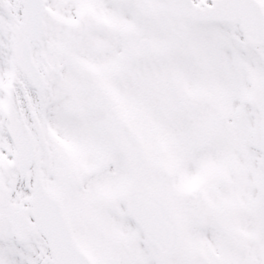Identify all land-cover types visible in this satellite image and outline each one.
<instances>
[{
    "label": "snow or ice",
    "instance_id": "snow-or-ice-1",
    "mask_svg": "<svg viewBox=\"0 0 264 264\" xmlns=\"http://www.w3.org/2000/svg\"><path fill=\"white\" fill-rule=\"evenodd\" d=\"M0 264H264V0H0Z\"/></svg>",
    "mask_w": 264,
    "mask_h": 264
}]
</instances>
